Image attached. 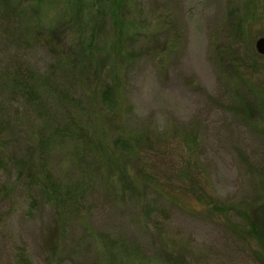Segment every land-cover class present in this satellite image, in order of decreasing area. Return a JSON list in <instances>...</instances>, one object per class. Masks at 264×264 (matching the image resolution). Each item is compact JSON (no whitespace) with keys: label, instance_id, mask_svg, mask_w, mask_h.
<instances>
[{"label":"rangeland","instance_id":"374dc122","mask_svg":"<svg viewBox=\"0 0 264 264\" xmlns=\"http://www.w3.org/2000/svg\"><path fill=\"white\" fill-rule=\"evenodd\" d=\"M16 1L0 18V264H264L239 214L264 205V0H120L118 20L113 0ZM14 75L43 89L12 94ZM30 160L71 207L31 187Z\"/></svg>","mask_w":264,"mask_h":264},{"label":"trees","instance_id":"16d2710c","mask_svg":"<svg viewBox=\"0 0 264 264\" xmlns=\"http://www.w3.org/2000/svg\"><path fill=\"white\" fill-rule=\"evenodd\" d=\"M25 1H28V0H25ZM19 3L20 2H17L16 0H14V1L13 0H0V18L1 19H3V18L9 19L8 16H10L11 13L14 11V10H12V5H18ZM29 3H30L29 5H35V4H33L35 2L32 3L29 1ZM120 5H121L120 0H113L112 5H111V7L113 6L112 7V10H113L112 16L116 20H118V18H119L118 12L120 11L119 10ZM36 9H34V11ZM68 59H70L69 64L71 65V67L77 66V63H76L74 58H68ZM5 83L7 84L9 89H11L12 94H15V95L20 94V95L25 96L26 98L32 97L34 94L41 92V90L43 89V86L41 85V83L37 84V83L32 82L31 84L28 83V85L24 84V82L22 80H20L17 75H14V77L11 80H8V82H5ZM50 87H52V86H50ZM114 96H115V89H113V87H110L108 85L105 86L104 92H103V101H104L105 105L111 106V104H113V97ZM34 108L38 109V107H34ZM76 128L80 129V127L75 126V129L68 132L69 133L68 135L74 136L75 134H78L79 138L77 141L85 139L87 141L93 142L90 139V137L93 135L92 133H90L87 129L86 130H83V129L76 130ZM4 129L6 130V126L1 125V123H0V134L4 132ZM82 131H85L86 133H84V134L80 133ZM68 135H65V138H67ZM81 135L83 137H81ZM50 142L51 141H42L41 140V143L39 144V148L40 149H45V147L50 148L51 147ZM128 145H129V142H127V141L124 142L122 140H118L117 142L113 143V149H114V151L120 150L121 148L125 149L124 147H126V149H127L129 147ZM2 150H3V148L0 147V169H3L5 166H7V163H8V162H6V164H5V161L2 158ZM95 153L99 154L100 157L103 159L107 158L108 155H111L109 151H102V150L99 151V148L95 151ZM42 154H43V152H42ZM34 163H35V161H34ZM34 163L32 162V160H30V161H27L25 163L24 162L20 163L19 165L16 166V168L18 169V171L20 172V174L22 176L24 175V173H26V170H24V169L29 170L28 175H29V178L31 180V187L39 188L42 191V193L49 198L48 200H52V202H54L55 204H59V203L65 204L63 202V197H66L65 198V200H66L65 205H67V207L68 206L71 207V203H72L71 202V199H72L71 193L72 192L68 188L63 187V185H60V183H56V182L54 183L53 180L50 179L49 175H45L44 180L41 181L40 180L41 177L38 174L34 175V173L31 171V167L34 168V166H33ZM193 176L194 175H191V177H193ZM127 181H128V179H127ZM192 181H193V179H192ZM211 206L214 210H218V211L223 212V213L227 211V208H225L222 205H218L217 203H214L213 201L211 203ZM239 214L243 218V220H245V222H246V227L248 229V231H246V235L249 238H251L252 241H255L258 244V246L260 247V249L262 250V252L264 253V205H262L261 207H258V208L255 206V208H249L247 210H240ZM20 262H21V264H28L24 260L23 256L20 257Z\"/></svg>","mask_w":264,"mask_h":264},{"label":"water","instance_id":"95a60500","mask_svg":"<svg viewBox=\"0 0 264 264\" xmlns=\"http://www.w3.org/2000/svg\"><path fill=\"white\" fill-rule=\"evenodd\" d=\"M256 50L260 55L264 56V38H260L256 42Z\"/></svg>","mask_w":264,"mask_h":264}]
</instances>
